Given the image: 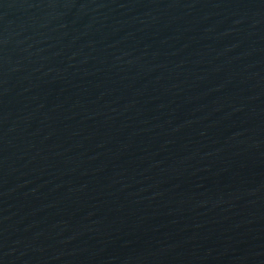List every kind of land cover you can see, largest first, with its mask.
<instances>
[{
    "label": "water",
    "instance_id": "obj_1",
    "mask_svg": "<svg viewBox=\"0 0 264 264\" xmlns=\"http://www.w3.org/2000/svg\"><path fill=\"white\" fill-rule=\"evenodd\" d=\"M0 264H264V0H0Z\"/></svg>",
    "mask_w": 264,
    "mask_h": 264
}]
</instances>
